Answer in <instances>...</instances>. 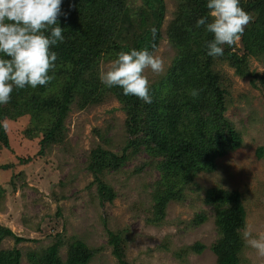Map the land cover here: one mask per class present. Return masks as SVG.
I'll return each instance as SVG.
<instances>
[{
  "label": "trees",
  "instance_id": "trees-1",
  "mask_svg": "<svg viewBox=\"0 0 264 264\" xmlns=\"http://www.w3.org/2000/svg\"><path fill=\"white\" fill-rule=\"evenodd\" d=\"M176 12L166 31L174 50V57L166 75L150 85L151 103L125 96L118 86L107 88L100 80L102 62L117 58L120 51L149 47L155 53L162 40L161 27L165 17L163 0H62L58 24L64 40L52 47L57 53L56 69L50 72L54 79L35 89L26 86L14 89L10 102L0 105V151L10 150L6 123L27 119L21 135L27 142L38 141L41 156L44 149L62 143L65 135L63 122L71 106L84 109L101 103L106 97L116 99L125 114L126 143L121 156L101 147L90 153L87 171L93 176L100 202L111 203L114 191L105 183L104 174L119 171L135 153H143L155 163L163 186L153 201L151 224L164 221L167 204L175 200L194 177L215 171L217 161L243 148L241 134L224 113L231 101L229 82L220 66L225 64L238 77L251 76L247 62L254 58L264 68V0H240V6L253 20L239 40L240 46L224 45L220 57L207 55L206 43L214 38L205 26L196 27L201 17L208 18L207 0H174ZM66 14V15H65ZM156 29L152 40L150 29ZM155 44V48L151 45ZM257 86L264 97V70L257 76ZM253 76V77H254ZM199 90V96H190V90ZM264 158V147L255 151ZM32 158L19 159V165ZM10 164L0 165L8 170ZM4 190L0 187V206ZM203 203L214 212L218 235L210 246L216 256L215 264H240L244 247L241 232L246 226V212L239 192L209 189ZM57 217H60L59 211ZM207 220L196 214L193 227ZM107 244L118 264L125 260L127 240L120 232L106 231ZM14 244L29 242L0 225V246L6 239ZM61 235L56 234L51 245L40 251L26 253L29 264H89L95 251L82 241H74L67 248L66 260L61 261ZM169 250L167 244L161 245ZM205 249L201 243L182 247L174 252L180 263L190 254L200 255ZM19 249L0 250V264H20Z\"/></svg>",
  "mask_w": 264,
  "mask_h": 264
},
{
  "label": "rangeland",
  "instance_id": "rangeland-1",
  "mask_svg": "<svg viewBox=\"0 0 264 264\" xmlns=\"http://www.w3.org/2000/svg\"><path fill=\"white\" fill-rule=\"evenodd\" d=\"M163 1L162 40L154 54L162 58L164 71L156 74L146 70L150 85L166 75L174 57L165 33L174 19L176 2ZM236 45L240 46L239 41ZM109 63H101L98 78ZM247 68L252 75L238 77L225 64L220 66L231 97L224 115L241 134L243 148L218 160L215 171L198 173L167 204L164 221L158 224L149 221L153 220L154 197L163 186L155 163L143 153L132 154L119 171L104 174L105 183L115 194L111 203L99 201L94 178L86 169L90 153L97 147L121 156L127 138L126 117L115 98L108 96L84 109L73 104L63 122L62 143L44 149L41 156L37 155L39 140L22 138L27 119L6 123L10 150L0 151V165L10 164L11 168L0 170L4 190L0 225L29 242L15 245L13 239L6 238L0 250L17 248L22 253L20 264H29L26 253L51 245L60 234L61 261L66 260L68 246L79 240L95 251L89 264H118L107 244L108 230L121 232L128 241L125 260L129 264H215L216 256L210 251L218 238L214 212L203 203L209 189L239 192L246 225L253 223L264 232V158L255 155L258 147H264V97L252 84L254 80L259 86L254 75L259 76L264 68L254 58H249ZM29 157L30 163L19 165V159ZM196 214H204L207 220L193 227ZM196 242L205 246L204 251L188 255L185 263L178 262L174 252ZM163 244L170 249L163 250ZM240 264H258L245 243Z\"/></svg>",
  "mask_w": 264,
  "mask_h": 264
},
{
  "label": "clouds",
  "instance_id": "clouds-1",
  "mask_svg": "<svg viewBox=\"0 0 264 264\" xmlns=\"http://www.w3.org/2000/svg\"><path fill=\"white\" fill-rule=\"evenodd\" d=\"M61 4L62 0H0V105L10 102L14 89H35L54 79L50 72L56 69L58 56L51 49L63 42L65 30L58 24ZM206 7L211 22L201 17L196 27L205 26L213 34L206 49L208 56L216 58L223 56L224 45L233 46L241 39L253 17L240 6V0H207ZM150 31L154 41L156 29ZM148 69L156 74L164 71L162 58L149 47L120 51L100 80L107 88L118 86L125 96L151 103ZM189 94L197 98L199 90L191 89ZM241 237L258 264H264V232L249 223Z\"/></svg>",
  "mask_w": 264,
  "mask_h": 264
}]
</instances>
